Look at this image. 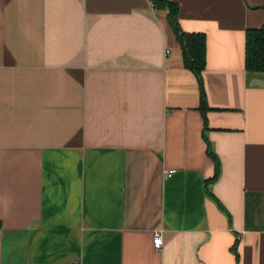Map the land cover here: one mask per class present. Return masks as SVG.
I'll use <instances>...</instances> for the list:
<instances>
[{
    "label": "crops",
    "instance_id": "1",
    "mask_svg": "<svg viewBox=\"0 0 264 264\" xmlns=\"http://www.w3.org/2000/svg\"><path fill=\"white\" fill-rule=\"evenodd\" d=\"M167 1L204 110L151 0H0V264H264V0Z\"/></svg>",
    "mask_w": 264,
    "mask_h": 264
},
{
    "label": "trees",
    "instance_id": "2",
    "mask_svg": "<svg viewBox=\"0 0 264 264\" xmlns=\"http://www.w3.org/2000/svg\"><path fill=\"white\" fill-rule=\"evenodd\" d=\"M157 8L167 9V20L175 33L177 42L182 51L183 64L200 82L201 104L204 110V92L201 85V73L205 67V36L200 33H184L177 23L178 8L167 0H151ZM245 70L249 75H264V27L249 29L245 35ZM219 164L216 161V174L212 181L217 179Z\"/></svg>",
    "mask_w": 264,
    "mask_h": 264
},
{
    "label": "built area",
    "instance_id": "3",
    "mask_svg": "<svg viewBox=\"0 0 264 264\" xmlns=\"http://www.w3.org/2000/svg\"><path fill=\"white\" fill-rule=\"evenodd\" d=\"M174 173L173 170H168L163 172L164 178H169ZM152 244L153 248L156 251H159L163 247V239H162V231L161 230H154L152 232Z\"/></svg>",
    "mask_w": 264,
    "mask_h": 264
},
{
    "label": "water",
    "instance_id": "4",
    "mask_svg": "<svg viewBox=\"0 0 264 264\" xmlns=\"http://www.w3.org/2000/svg\"><path fill=\"white\" fill-rule=\"evenodd\" d=\"M258 83V82H257Z\"/></svg>",
    "mask_w": 264,
    "mask_h": 264
}]
</instances>
